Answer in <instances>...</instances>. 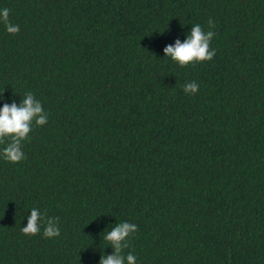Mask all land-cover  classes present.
I'll use <instances>...</instances> for the list:
<instances>
[{
    "label": "trees",
    "instance_id": "obj_1",
    "mask_svg": "<svg viewBox=\"0 0 264 264\" xmlns=\"http://www.w3.org/2000/svg\"><path fill=\"white\" fill-rule=\"evenodd\" d=\"M4 8L20 30L0 22V108L31 92L48 122L19 163L0 143V264H99L121 222L137 225L121 253L136 264H264V0ZM195 24L215 56L182 67L164 49Z\"/></svg>",
    "mask_w": 264,
    "mask_h": 264
},
{
    "label": "clouds",
    "instance_id": "obj_2",
    "mask_svg": "<svg viewBox=\"0 0 264 264\" xmlns=\"http://www.w3.org/2000/svg\"><path fill=\"white\" fill-rule=\"evenodd\" d=\"M10 10H0V22L5 25L9 34L19 33V25H13L9 19ZM209 27L214 28L213 21L209 19ZM215 33L211 30L204 32L199 24L192 26L185 42L177 39L175 46H167L164 54L177 62L180 66H187L195 62L210 61L215 56V50H210V42ZM199 85L190 82L184 85L183 91L186 94L194 95L198 92ZM33 122L37 126H43L48 122L47 114L44 112L42 103L34 98L31 92L25 94L19 106L15 102L11 105L5 103L0 108V143L5 138H10V143L3 149V157L10 163H19L25 158L22 151V141L28 138L32 131ZM41 213L38 209L32 208L27 219V226L21 229L25 235H36L40 232ZM137 231V225L129 222L116 224L114 228L103 237L112 247V255H102L99 264H136V257L128 253L126 258L122 255L123 249L128 247L127 240L130 235ZM60 235L58 217L48 218L44 227L43 236L54 238Z\"/></svg>",
    "mask_w": 264,
    "mask_h": 264
}]
</instances>
